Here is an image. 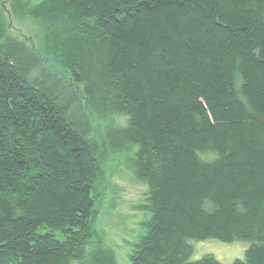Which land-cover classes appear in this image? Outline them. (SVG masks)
Wrapping results in <instances>:
<instances>
[{
	"label": "trees",
	"instance_id": "16d2710c",
	"mask_svg": "<svg viewBox=\"0 0 264 264\" xmlns=\"http://www.w3.org/2000/svg\"><path fill=\"white\" fill-rule=\"evenodd\" d=\"M11 4L44 34L39 53L0 10V264H118L94 191L130 145L150 216L129 264H223L189 259L208 238L264 264V0Z\"/></svg>",
	"mask_w": 264,
	"mask_h": 264
},
{
	"label": "rangeland",
	"instance_id": "374dc122",
	"mask_svg": "<svg viewBox=\"0 0 264 264\" xmlns=\"http://www.w3.org/2000/svg\"><path fill=\"white\" fill-rule=\"evenodd\" d=\"M28 1L34 3L38 0ZM0 10L5 18L7 31L42 53L43 24L28 15L15 13L11 0H0ZM47 61L52 64V60ZM93 120L100 132L102 121L96 116H93ZM119 121L124 122V118H119ZM134 149L135 146L130 145L125 151H104L94 191L96 203L92 226L103 245L114 251L118 264H129V254L134 243L145 232L144 222L150 216V211L144 207L147 204V186L133 175L127 163V158ZM190 243L192 251L189 259L212 254L223 264H233L235 258H243L248 246L246 240L224 242L214 238L191 240ZM71 264L80 263L73 261Z\"/></svg>",
	"mask_w": 264,
	"mask_h": 264
}]
</instances>
